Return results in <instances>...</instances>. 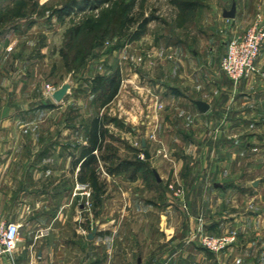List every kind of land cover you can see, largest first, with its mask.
Segmentation results:
<instances>
[{"label":"rangeland","instance_id":"1","mask_svg":"<svg viewBox=\"0 0 264 264\" xmlns=\"http://www.w3.org/2000/svg\"><path fill=\"white\" fill-rule=\"evenodd\" d=\"M214 5L215 0H0V168L5 134L12 148L33 152L26 159L39 178L32 180L28 171L26 185L46 198L53 186L48 150L72 152L71 161H78L92 119L102 117L96 161L71 173L73 213L107 220L162 212L168 225L183 228L184 264H264V126L241 125L238 108L228 110L230 126H194L185 99L170 92L180 49L174 45L196 36L200 15L213 13ZM254 7L264 10V0ZM143 21L144 33L131 41ZM96 76L102 89L94 90ZM64 83L71 84L69 92L55 102L52 93ZM223 92L228 97L227 90L215 91L217 101ZM15 157L8 159L9 170ZM124 162L133 166L117 170ZM14 177L9 175V187ZM14 193L2 209L15 212ZM204 235L225 245L209 250L201 243Z\"/></svg>","mask_w":264,"mask_h":264},{"label":"crops","instance_id":"2","mask_svg":"<svg viewBox=\"0 0 264 264\" xmlns=\"http://www.w3.org/2000/svg\"><path fill=\"white\" fill-rule=\"evenodd\" d=\"M232 2L236 5L235 17L224 18L222 12ZM255 3L256 0H215L213 13L205 10L200 15V32L174 45L180 49L175 54L177 84L170 92L185 99L183 107L189 110L188 120L197 121L194 126L201 124L207 129L221 122L230 126L233 114L229 113V117L228 110L237 108L242 115L241 125L264 126V44L256 61L257 72L242 79L237 89H233L220 69L228 41L245 31L257 15H264V10L254 7ZM164 84L159 82L160 88ZM220 88L228 92V97L223 92V101L214 96ZM233 91L237 94L235 102ZM196 101L207 103V111H199ZM233 104L237 105L234 109ZM170 125L176 126L174 122ZM3 137L6 161L0 168V205L3 207L4 199L6 204L11 199L9 192H15V212L1 210L6 220L20 224L21 239L11 254L1 257L0 264H184L182 225L180 230L174 229L162 212L119 214L107 220L93 214L73 213L71 173L79 171L80 163L71 161L72 152L54 148L47 152L53 162L49 180L53 186L47 197L40 199L32 186L26 185L28 171L31 170L32 180L39 178L32 172L33 162L26 159L33 152L12 148L10 137ZM10 157L21 160L9 170ZM13 174L15 186L9 187V175Z\"/></svg>","mask_w":264,"mask_h":264},{"label":"built area","instance_id":"3","mask_svg":"<svg viewBox=\"0 0 264 264\" xmlns=\"http://www.w3.org/2000/svg\"><path fill=\"white\" fill-rule=\"evenodd\" d=\"M264 44V15H257L250 26L227 43L221 59V70L235 83L257 72L256 61ZM21 239L20 224L6 220L0 207V259L11 254ZM201 243L209 250H220L225 241L201 236Z\"/></svg>","mask_w":264,"mask_h":264},{"label":"trees","instance_id":"4","mask_svg":"<svg viewBox=\"0 0 264 264\" xmlns=\"http://www.w3.org/2000/svg\"><path fill=\"white\" fill-rule=\"evenodd\" d=\"M107 0H102V2ZM76 4V3H75ZM74 4V5H75ZM146 21H143L139 24L137 32H134L131 35V41L139 39L145 31ZM94 82V90L102 89L104 83L102 81L101 76H96L93 79ZM104 119L102 117L96 116L92 119L90 123V129L88 135L86 137V145L82 147L80 155L78 157L77 163H80L79 171L84 170L88 165L92 164L96 161L97 157L94 152H98L102 149L103 145V136H104V128H103ZM133 166L132 162H124L120 165L117 170L119 169H128L129 167Z\"/></svg>","mask_w":264,"mask_h":264},{"label":"water","instance_id":"5","mask_svg":"<svg viewBox=\"0 0 264 264\" xmlns=\"http://www.w3.org/2000/svg\"><path fill=\"white\" fill-rule=\"evenodd\" d=\"M235 13H236V5L234 2H232L231 6L229 9H224L223 12H222V16L224 18H233L235 17ZM71 87V84L70 83H64L59 89H57L56 91H54L52 93V98L54 99L55 102H60L62 101L66 95L68 94L69 92V89ZM196 105H197V108L199 109V111L201 112H206L207 109H208V105L207 103L203 102V101H196L195 102ZM142 145H145V142L144 140L142 139ZM147 156H149L147 154ZM216 186V185H215Z\"/></svg>","mask_w":264,"mask_h":264}]
</instances>
